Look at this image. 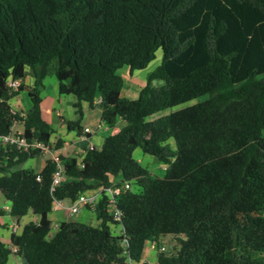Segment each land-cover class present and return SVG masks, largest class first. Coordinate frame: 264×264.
<instances>
[{"label": "trees", "instance_id": "1", "mask_svg": "<svg viewBox=\"0 0 264 264\" xmlns=\"http://www.w3.org/2000/svg\"><path fill=\"white\" fill-rule=\"evenodd\" d=\"M159 48L137 96H122L117 69L145 68ZM26 68L33 82L18 87L30 100L23 112L11 107L19 89L9 92L7 80H22ZM50 71L58 94L76 97L67 130L80 131L82 102L98 103L109 127L124 125L80 160L58 155L62 180L52 188V157L39 170L24 167L42 150L0 142L9 214L39 215L10 235L27 264H148L145 243L166 234L177 247L158 252L157 264H264V0H0V137L18 122L28 140L50 142L39 93ZM136 146L165 164L163 176L132 156ZM116 177L131 184L117 202L119 221L102 196L99 226L67 220L46 239L54 199L73 201ZM11 245L0 240V264Z\"/></svg>", "mask_w": 264, "mask_h": 264}, {"label": "rangeland", "instance_id": "2", "mask_svg": "<svg viewBox=\"0 0 264 264\" xmlns=\"http://www.w3.org/2000/svg\"><path fill=\"white\" fill-rule=\"evenodd\" d=\"M161 59V49H157L155 52V58L151 60L145 68L134 70L132 73L129 72L128 68L123 66L119 69H117V73H119L123 78V86H122V92L123 96L127 98H135L136 97V91L139 89L140 86H142L145 81L147 74L153 70L156 65L159 64ZM25 76H24V83L26 85L32 84V73L30 72L29 68L25 69ZM19 89V88H17ZM8 91H13L11 89H8ZM40 96L42 97L41 102V108H42V114L45 120H47L53 127L54 132L51 136V140L54 139L56 136H64L67 138V140L72 139L73 136V130L69 131L66 128L65 121L67 120H74L77 117V113L75 112L74 103L76 101V97L73 94H58L57 91V80L53 74L52 71L49 72V74L44 78L43 80V86L40 88ZM207 97V95H202L197 98L182 102L180 104L165 108L163 110H160L154 114H151L147 117V120L155 119L159 116L169 114L170 112H173L179 108H182L184 106H187L189 104H192L194 102L203 100ZM9 103L12 108L18 111L25 112V109L28 108V105L30 103V100L27 95V91L24 87H21L20 90L9 99ZM81 107L83 110V116L80 120V123H83L84 121L87 122L89 126H95L96 123L91 124V120L97 117V123H100L101 126L104 128L97 129L95 131V134L93 136V142L94 145L99 148L101 146L103 137L108 134L115 133L118 128H120L121 120H118L114 127L111 128H105V124L103 122H100L99 118V108L98 107H88L85 102L81 103ZM57 113H60L61 116L65 119L64 122L61 121V116H59ZM94 122V121H93ZM16 122L12 126V130L20 129L21 124ZM107 127V126H106ZM71 133V134H69ZM262 136L264 137V129L261 131ZM52 148L53 145H50ZM40 155L36 157H32L31 159H28L26 162L22 164L24 167H33V169L39 168L41 164H43L44 160L51 157L50 151H42ZM143 155L144 158L141 160V164L146 166L148 170L153 174L157 176H163L164 175V164L161 163L157 158L154 156L144 153L140 146H136L132 150V156L137 159L141 158ZM31 167V168H32ZM115 179L119 180V177H116ZM98 191V188H93L85 191V194H95ZM3 201V196L0 193V202ZM64 204L68 205L69 201L67 199H64ZM6 215V214H5ZM4 214L0 215V222H4L6 217ZM26 217V222H29L30 218ZM89 222H91L94 226H99V221H97L96 218L91 217ZM88 222V221H87ZM117 227H111L113 231L119 232V229L116 230ZM2 226L0 227V231H2ZM21 230V227L19 228V231ZM118 234V233H117ZM161 242V243H160ZM160 244L157 245L158 252H172L174 248L177 247L175 240L173 238L172 234H166L163 235L160 238ZM151 241H147L144 246V254L145 255L148 252V247L150 246ZM163 247V249H161ZM157 248H154L153 250H156ZM155 251H150V260H154L155 257ZM153 264V261L152 263Z\"/></svg>", "mask_w": 264, "mask_h": 264}, {"label": "crops", "instance_id": "3", "mask_svg": "<svg viewBox=\"0 0 264 264\" xmlns=\"http://www.w3.org/2000/svg\"><path fill=\"white\" fill-rule=\"evenodd\" d=\"M32 80H33V76H32ZM21 83H24V78L22 80H20V84ZM136 92H138V90ZM121 95L123 96L122 89H121ZM41 102H42V100H41ZM29 106H30V103H29L28 107ZM93 107H98L99 108V118H100L101 109H100L99 104L95 103ZM26 110H27V108L25 109V111ZM41 113H42V108H41ZM57 114L59 116H61L60 113H57ZM42 116H43V114H42ZM96 120H97V117L92 119L91 120V124H93V123H96V125L100 124V123H97ZM118 120H121V124L120 125L123 126L124 125V120H122L120 118ZM61 121L62 122L65 121V119L62 116H61ZM100 122H101V120H100ZM20 124H21V128L20 129H16L18 131H22L23 130V125H22V123H20ZM80 125H81L80 131L76 132V130H73V136H72V139H70V140H67V138H65L64 136H56L54 139H52V140L50 139L49 145H53L52 148L50 147L51 148V151H50L51 156H52V154L57 155V156L58 155L59 156L62 155L63 157H76L79 160L83 157L84 152L87 149V145L90 142L94 143L93 142V136H94L95 132H93V133H83V127L89 126L86 121H84L83 123H80ZM96 125L92 126V127H96ZM103 128L104 127L101 126L100 129L102 130ZM105 128H111V127H109L108 125L105 124ZM69 131H71V130H68V132ZM69 134H71V133H69ZM58 139H60L61 141L58 144V146H56V143H57ZM41 153H43V152H41ZM40 154H38V155H40ZM38 155H36V156H38ZM36 156H34V157H36ZM142 158H144L143 155H142L141 158H137V160L141 163V161H142L141 159ZM29 159H31V158H29ZM41 166H42V164L39 166V168H36L35 170H39L41 168ZM164 167H165V164H164ZM116 180L117 179L113 178V181H116ZM96 188H98V187H96ZM98 198L99 197L97 195V198H96V200L93 203H89V204H85V205L82 204V203H78V206H77L78 209H77L76 212H71L69 210V206L71 204V201H69V200H68L69 204L65 205L64 204V199H60V202H61L62 205L60 207H57V208L54 207V202H53L52 210L48 214V217H49V219L51 221V230L48 232V234L46 236V239H50L54 235V233L57 231L58 224H60L61 222H64V221H67V220H79V221L91 224V222H89V220H87V219H90L91 217L96 218L95 217V213H94V208H95V204H96ZM0 209H2L4 211V213H3L4 215L6 214L5 215V217H6L5 221L1 222L3 224V226H2L3 230L0 231V240L2 242H4L5 244H7V245H11V242H10L11 232L19 233L21 231V230L19 231V228L20 227L22 228V225L24 223H27L25 216L30 218L29 221L37 222L39 220V215L33 213L32 211H29L26 215L22 216L20 219H16V218L12 217L9 214V212H8V210H9V202L4 197H3V201L0 202ZM97 221H99V220L97 219ZM14 224H15L16 227H15V230L12 231L11 230V226L14 225ZM99 224H100V221H99ZM112 227H114V229H115V227H117L116 230L119 229V232L116 231V233H120V231H121L120 225H113ZM157 245H158L157 242H156L155 246H152V243H151L150 246L148 247V252L145 255H143V260L146 261L148 264H151L152 261H153V264H157V254H158ZM11 247H12V249H11V252L9 253V255H8L6 264H27V262L24 259V257L19 255L16 252V250H15L16 247L13 246V245H11ZM154 248H157V249L153 250ZM150 251H155L156 252L154 260H150V258H149ZM143 254H144V251H143Z\"/></svg>", "mask_w": 264, "mask_h": 264}, {"label": "built area", "instance_id": "4", "mask_svg": "<svg viewBox=\"0 0 264 264\" xmlns=\"http://www.w3.org/2000/svg\"><path fill=\"white\" fill-rule=\"evenodd\" d=\"M19 85H20V79L8 78V80H7L8 89L16 90L19 87ZM15 123L16 122H14V124ZM100 128H101V124L96 125V127L85 126V127H83V133H93L97 129H100ZM0 142L15 144L17 147H20L23 150H28L31 148H39L40 150H42L44 152L45 151H51L49 143H43V142L37 141L35 139L28 140L25 137V135L23 134V130L22 131L12 130L10 133L1 136ZM94 147H95V145L92 142H90L87 145L88 149H91ZM51 157L58 164V168L53 173V176H52V183H51V188H52L54 185L58 184L62 180L63 165H62V162H61L59 156L52 154ZM79 164L81 165V162H79ZM130 187H131V184L129 181H120V182L112 181L109 185H101L98 187V191L96 194H85V192L80 193L75 200L71 201V204L69 206V210L71 212H76L78 209V207H77L78 203H82L84 205L89 204V203H93L96 200L97 195H98V197L105 196L106 201H107L108 213L112 216L113 220L119 221L120 216H121V211L117 207V202H118L119 196L124 191L129 189ZM53 202H54L55 208L60 207L62 205L60 202V199H54ZM117 225H120V227H121V231H120V233H118V234H121L122 233V226H121V224H117ZM15 227H16L15 224L12 225L11 230L14 231ZM151 243H152V246L156 245L155 241H151ZM161 249H163V247H161Z\"/></svg>", "mask_w": 264, "mask_h": 264}]
</instances>
